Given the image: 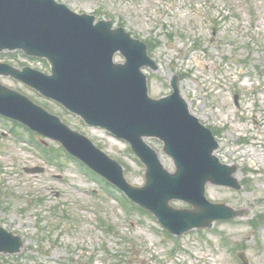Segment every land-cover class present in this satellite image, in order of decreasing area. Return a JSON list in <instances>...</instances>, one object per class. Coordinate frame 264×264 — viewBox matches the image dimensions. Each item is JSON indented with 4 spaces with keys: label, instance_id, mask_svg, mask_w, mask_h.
Wrapping results in <instances>:
<instances>
[{
    "label": "rangeland",
    "instance_id": "rangeland-1",
    "mask_svg": "<svg viewBox=\"0 0 264 264\" xmlns=\"http://www.w3.org/2000/svg\"><path fill=\"white\" fill-rule=\"evenodd\" d=\"M57 1L151 43L149 54L158 65L155 72L145 70L151 96L171 94V80L179 75L191 112L219 141L217 156L237 167L242 188L208 184L207 198L250 213L209 230L169 236L153 215L94 179L57 143L22 128L14 132L0 120V224L24 241L21 255H0V263L243 264L238 254L244 252L248 264H264V0ZM1 59L32 67L20 53ZM1 81L88 136L123 165L131 184L144 185L145 167L127 143L11 78ZM149 143L174 171L162 143ZM44 149L56 151L46 156ZM25 168L44 171L28 174Z\"/></svg>",
    "mask_w": 264,
    "mask_h": 264
},
{
    "label": "water",
    "instance_id": "water-1",
    "mask_svg": "<svg viewBox=\"0 0 264 264\" xmlns=\"http://www.w3.org/2000/svg\"><path fill=\"white\" fill-rule=\"evenodd\" d=\"M23 51L28 57L45 59L51 75L25 67L22 70L0 62V115L57 141L70 154L122 190L135 204L154 214L175 236L193 229H210L217 220L249 216L214 204L206 197L212 184L240 190L236 166L215 156L219 144L211 130L190 113L181 97L178 78L174 93L154 99L149 95L143 67L157 70L147 45L133 39L111 22L79 15L55 0H0V53ZM117 53L125 63H115ZM1 77H11L63 105L88 125L99 126L130 143L146 166L143 186L128 182L123 167L89 138L72 130L62 120L22 93L4 86ZM157 138L173 159L176 172L165 169L157 152L145 141ZM30 174L43 169H26ZM190 209H176L172 201ZM24 242L0 225V254L21 252ZM248 264L244 254H240ZM1 264V263H0Z\"/></svg>",
    "mask_w": 264,
    "mask_h": 264
},
{
    "label": "trees",
    "instance_id": "trees-1",
    "mask_svg": "<svg viewBox=\"0 0 264 264\" xmlns=\"http://www.w3.org/2000/svg\"><path fill=\"white\" fill-rule=\"evenodd\" d=\"M24 130H27V129H24Z\"/></svg>",
    "mask_w": 264,
    "mask_h": 264
}]
</instances>
